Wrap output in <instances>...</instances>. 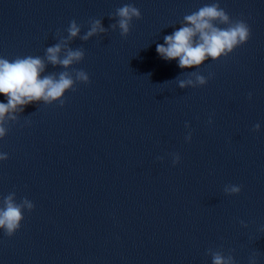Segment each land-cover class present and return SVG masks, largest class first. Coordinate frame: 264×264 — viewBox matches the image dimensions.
Instances as JSON below:
<instances>
[{
  "label": "water",
  "instance_id": "obj_1",
  "mask_svg": "<svg viewBox=\"0 0 264 264\" xmlns=\"http://www.w3.org/2000/svg\"><path fill=\"white\" fill-rule=\"evenodd\" d=\"M213 2L247 23L245 44L183 69L157 54ZM125 4L141 16L122 37L110 25ZM92 19L106 31L83 40ZM72 20L81 31L67 48L84 58L45 60L40 76L76 69L89 82L63 106L13 113L0 139V199L34 204L11 237L0 230V264H212V253L264 264V0H0V58H44ZM191 72L207 83L180 88Z\"/></svg>",
  "mask_w": 264,
  "mask_h": 264
},
{
  "label": "clouds",
  "instance_id": "obj_2",
  "mask_svg": "<svg viewBox=\"0 0 264 264\" xmlns=\"http://www.w3.org/2000/svg\"><path fill=\"white\" fill-rule=\"evenodd\" d=\"M140 16L138 8L132 4H125L116 9L115 17L118 19L110 27L115 29L118 26L120 35L126 36L130 31L132 20L139 19ZM183 21V26L164 37V44L156 46L157 54L164 60L178 59V67L182 69L200 66L208 58L216 61L221 57H227L235 48L245 44L250 37L247 23L239 19H230L217 2L206 4L197 11L185 15ZM65 31L66 37L57 32L59 42L46 48L44 58L25 56L16 57L11 61L0 58V94L7 97V103H0V139L5 137L8 130L7 121L17 120V116L13 113L23 111L24 106L37 101H43L46 105L59 102V105L63 106L66 91H75L77 83L89 82L88 74L84 70L76 69H74L75 77L68 72H61L58 78L54 74L43 78L40 76L45 68V60L54 66L68 68L84 58L83 49L67 48L68 42L77 37L81 31V26L72 20ZM105 31L100 19H92L81 39L88 40L89 37ZM62 48H66V55L60 58ZM188 75L195 77V83L190 78L177 79L180 88L203 86L207 83V78L199 72H191ZM185 127L188 125L186 124ZM259 129L260 124L257 123L252 130ZM185 139L190 140L191 133ZM7 158V153H0V161ZM157 159L163 158L157 157ZM179 159L178 154H172L173 165L178 163ZM240 191V186L236 185H226L224 188V192L230 195L238 194ZM33 208L34 204L29 199L21 198L17 201L15 192H10L0 199V230L11 237L20 228L25 211L30 212ZM241 223L243 224V221ZM212 264H235V260L232 256L224 257L220 253H212ZM249 264H256L255 254L249 257Z\"/></svg>",
  "mask_w": 264,
  "mask_h": 264
}]
</instances>
